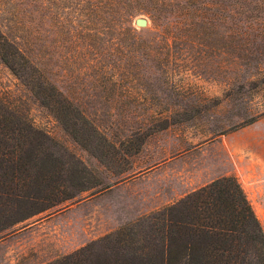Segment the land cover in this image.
Returning <instances> with one entry per match:
<instances>
[{"label": "rangeland", "instance_id": "374dc122", "mask_svg": "<svg viewBox=\"0 0 264 264\" xmlns=\"http://www.w3.org/2000/svg\"><path fill=\"white\" fill-rule=\"evenodd\" d=\"M68 5V0H0V28L42 58L54 84L79 102L88 119V131L74 141L0 62V98L47 133L48 152L63 162V193H74L1 230L0 264H47L61 258L67 244L73 249L109 229L121 210L153 203L158 190L164 199L175 198L227 175L239 182L264 233V30H253L255 40L234 46L225 37L232 19L219 8L215 16L203 17L217 19L220 36L209 57L197 55V47L179 48L178 56L167 58L166 76L145 77L141 67L147 64L131 72L138 57H69ZM158 15V24L176 20ZM135 17L145 18L146 26H135ZM257 19L264 23V14ZM131 26L156 39L149 42L152 53L158 49V28L148 14L134 13ZM157 163L158 170H148ZM124 179L128 184H121ZM80 187L85 190L77 192ZM122 195L129 198L119 204ZM38 206L13 208L11 219ZM38 221L40 226H30Z\"/></svg>", "mask_w": 264, "mask_h": 264}, {"label": "trees", "instance_id": "16d2710c", "mask_svg": "<svg viewBox=\"0 0 264 264\" xmlns=\"http://www.w3.org/2000/svg\"><path fill=\"white\" fill-rule=\"evenodd\" d=\"M68 4L69 57L111 59L117 54L129 61L138 57L131 72L147 64L141 67L145 77L166 76L167 58L178 56L179 48L197 47V55L209 57L208 50L217 48L212 41L220 36L215 30L217 19L203 17L215 16L219 8L232 19L225 37L234 46L255 40L253 30H264L263 21L257 19L264 14L262 0H68ZM139 11L158 28L161 44L153 53L149 42L156 39L142 37L131 26V17ZM159 13L176 20L158 24ZM108 45L116 52L111 53ZM31 50L0 28V62L76 141L77 133L88 131V119L79 102L54 84L47 64ZM47 141V133L35 127L25 112L0 98V231L74 196L63 193L59 180L63 162L48 152ZM27 203L39 206L11 219L12 209ZM47 264H264V233L239 182L227 175Z\"/></svg>", "mask_w": 264, "mask_h": 264}, {"label": "crops", "instance_id": "0c3cea01", "mask_svg": "<svg viewBox=\"0 0 264 264\" xmlns=\"http://www.w3.org/2000/svg\"><path fill=\"white\" fill-rule=\"evenodd\" d=\"M160 166H161V163H157V164L152 165L151 167H149L148 170H152V171H154V170H158V169L160 168ZM152 171H151V172H152ZM145 175H146L147 178H148V175H149V174L146 173ZM143 176H144V175H142V177H143ZM121 184H124V185H125V184H128L127 179H124V180L122 181ZM203 185H204V184H203ZM195 189H196V188H195ZM192 190H194V189H192ZM192 190H190V191H186V192H184V193H182V194H178V195H176L177 197H175V198H174V197H169V198H167V199H164L162 196H160V191L158 190V192L156 193L157 195L155 196L156 198L154 199V202H153V203H150V204H144V205L141 204V205H139V207H138L137 209H133V208H129V207H127V208L121 210V211L119 212V214L117 215L119 218H116V220H112L113 222L110 223V224H112V226H111L109 229L103 231L98 237L93 238V239H90L89 241L95 240V239H97V238L103 236L104 234H107V233L111 232L112 230L116 229L117 226L122 225V224H124V223H127V222H129V221H132V220H134L135 218H137V217H139V216H141V215H143V214H146V213H148V212H150V211L156 210V209H158V208H160V207H162V206H164V205H168V204H170V203H173V201H175L176 198H180V197L184 196L185 194L191 192ZM143 197H144V195H143ZM128 198H129V196H127V197H123V195L120 196L119 204H122V203H123V201H122L123 199H128ZM57 206H58V205H57ZM44 211H45V210H44ZM44 211L38 212L37 214L42 213V212H44ZM29 218H30V217H28V218H26V219H23V220H21V221H25V220H27V219H29ZM21 221H18V222H21ZM18 222H17V223H18ZM39 223H40V222L38 221V222H36V223L31 224L30 226H34L33 228H35V226H37V227L40 226ZM83 234H84V240H87V234H86V233H83ZM1 239H2V238L0 237V240H1ZM84 244H85V243H84ZM84 244H83V242H82V243L78 244L77 246H75L73 249H71V248H70V245L67 244V245H66L67 249H66V251L64 250V251L62 252V256L67 255V254L73 252L74 250L78 249L79 247L83 246ZM31 245H32V244H30V246H31ZM32 246H34V244H33ZM20 247H21V246H20ZM53 260H54V259H53ZM50 261H52V260H50ZM50 261H47V262H50ZM45 263H46V262H45ZM45 263H43V264H45Z\"/></svg>", "mask_w": 264, "mask_h": 264}, {"label": "water", "instance_id": "95a60500", "mask_svg": "<svg viewBox=\"0 0 264 264\" xmlns=\"http://www.w3.org/2000/svg\"><path fill=\"white\" fill-rule=\"evenodd\" d=\"M133 23L135 26L144 27L146 26V19L143 17H135Z\"/></svg>", "mask_w": 264, "mask_h": 264}]
</instances>
